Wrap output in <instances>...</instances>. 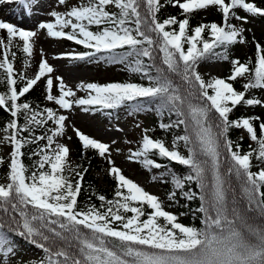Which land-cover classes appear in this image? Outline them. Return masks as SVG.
Returning <instances> with one entry per match:
<instances>
[{
	"label": "snow or ice",
	"instance_id": "snow-or-ice-1",
	"mask_svg": "<svg viewBox=\"0 0 264 264\" xmlns=\"http://www.w3.org/2000/svg\"><path fill=\"white\" fill-rule=\"evenodd\" d=\"M40 2L0 0V5L22 6L30 18H52L38 20L34 30L0 19V32L6 33V39L0 35V85L5 86L0 109L11 118L0 129V150L4 145L12 149L7 161L0 156V167L7 163L9 169V182L0 183V264H264V119L230 118L237 106L264 107V100L247 98L253 90L264 91V45L253 37L255 62L252 57L230 60L233 46L249 43L244 25L250 17L264 18V7L254 0H55L48 12H34ZM167 5L179 8L184 18L161 21L158 13ZM210 8L221 14L220 23L191 26L195 13ZM42 30L48 38L85 49L54 58L124 65L147 83L81 82L73 90L62 76L53 78L55 69L42 49L37 74L28 78L18 73L14 42L18 38L31 58ZM217 59L230 60L231 74L205 80L200 65ZM23 63L25 69L31 67L28 59ZM42 78L46 100L69 114L79 108L118 119L120 110L129 115L155 112L159 129L173 134L171 142L153 138L149 132L155 129L143 128L138 148L127 159L149 171L163 169L153 180L172 185L167 194L172 204L186 208L180 199H198L199 207L192 211L202 214L201 226L182 224L158 196L127 178L112 159L114 151L120 152L112 147L115 141H98L71 125L84 153L94 150L106 159L117 182L113 199L93 192L99 206L81 207L78 198L88 169L73 167L70 147L59 142L69 115L22 99ZM54 79L59 95L53 94ZM238 79L245 81L243 91L232 83ZM77 91L85 95L77 96ZM233 130L246 132L256 147L250 144L245 152L243 132L233 140ZM31 145L36 147L29 159H37L29 166L22 158ZM172 164L185 172L178 173ZM16 238L42 255L23 260Z\"/></svg>",
	"mask_w": 264,
	"mask_h": 264
},
{
	"label": "rangeland",
	"instance_id": "rangeland-1",
	"mask_svg": "<svg viewBox=\"0 0 264 264\" xmlns=\"http://www.w3.org/2000/svg\"><path fill=\"white\" fill-rule=\"evenodd\" d=\"M55 0H41L38 5L33 7V11L36 12L39 9L40 12H48V5L54 4ZM70 4H75L76 0H69ZM183 2V0H181ZM19 8V11L16 9ZM55 10L62 11V7H57ZM177 10V7H172L170 5L169 12H174ZM240 15H245L242 11ZM201 19L204 23H209L208 21H214L219 23L220 21L215 19L214 14L211 11L204 12L201 16ZM0 19L5 20L6 22H11L18 27H21L25 30H34L37 26L38 20H51L52 18L46 15H33L31 18L28 17L22 6L15 4L9 5L4 4L0 5ZM238 24L239 22L236 21ZM248 31L246 32L249 43L247 44H237L231 49V56H236L241 59L242 56L247 54L251 50V45L253 42V37L255 41H260L264 39V24L257 21L255 18H249V23L244 25ZM19 47L22 46V42L17 40L14 42ZM14 47L11 49L13 52ZM41 49L43 50L44 56L48 59V62L51 66L54 67L55 71L51 74L53 78L57 75L62 76L67 85L77 90L79 83H91L93 81L97 82H108L114 79H126L128 77L127 70L120 64H108L103 61L93 62L92 66H80L74 67L72 65V60L70 59H56L54 57L60 56L63 53L71 52L73 50L78 51L74 48H69L66 46L64 40H57L53 38H48L45 31H39L38 37L36 38L34 56L31 58H26L31 62V67L25 69L24 60L17 61L15 60L14 68L18 71L24 72L30 78H33L38 72V65L41 62ZM3 51L0 49V58H2ZM232 65L230 61L215 60L210 64L203 65L199 68L200 73L204 76L205 80H208L211 77L224 78L230 72ZM46 78H42L38 83L44 82ZM56 85V81L54 79ZM85 94L84 92L77 91V96ZM59 95L57 88H55V94ZM58 114L69 115V126L67 127L66 134L63 138H59L60 143H65L70 147V161L72 164L76 163V153H77V143L80 142L78 137L71 125H74L75 128L82 131L84 134L88 135L90 138H95L98 141L112 144L115 141V144H112L113 149H120V152H113L112 159L115 161V165L122 169L123 174L132 179L134 182L143 187L150 194L158 196L160 199H164L166 192L164 188V183L160 180H153L154 176H158L161 170H142L138 166L132 163L127 159L130 150H134L138 147V143L142 136L143 128H152L156 125L157 115L151 114L150 112H142L135 115H129L124 111L123 118L111 119L110 121H105L96 117H92L87 113L80 111L78 108L71 114L67 113L64 110H59ZM258 114L264 117V107H258ZM140 123V127L137 128L136 124ZM117 128L123 129V131H117ZM0 135H3L0 132ZM149 135H155L153 132H149ZM71 136V140H68L67 137ZM11 148L7 145H4L2 150H0V156L5 157L6 161L9 158V153ZM106 161V165L102 171H97L96 175L99 177L100 184L106 186L107 179L110 176L109 174V164ZM7 164V163H6ZM5 179L3 183L9 182ZM166 179V177H165ZM170 213L176 214L181 217V213L176 212L175 210ZM20 248L22 249L23 260L28 261L30 259H38L42 253L40 250L36 249L33 246L27 245L24 241L18 240Z\"/></svg>",
	"mask_w": 264,
	"mask_h": 264
},
{
	"label": "trees",
	"instance_id": "trees-1",
	"mask_svg": "<svg viewBox=\"0 0 264 264\" xmlns=\"http://www.w3.org/2000/svg\"><path fill=\"white\" fill-rule=\"evenodd\" d=\"M161 2L164 3V0H161ZM254 2L257 3L258 6L264 7V0H254ZM169 7H170V5H167L166 7L161 9L160 13H158V17L161 21L168 18L169 16H177L178 19L184 18V16H182L180 14L181 10L179 8H177V10L174 12H169ZM207 11H211L215 16V19H217L221 22V14L216 9L210 8ZM204 12H206V11H203V10L199 11L191 17V19H190L191 26L195 27V26L199 25L200 23H204L200 17ZM256 19L258 22L264 24V18L256 17ZM208 22L210 23V22H214V21L212 20V21H208ZM233 23H236V21H233ZM0 35L5 36V39H6V33L0 32ZM64 42H65L66 46L69 48L77 49L79 52L85 51V49H83L82 46L75 45L74 43L66 41V40H64ZM258 42L261 45H264V39H260V41H258ZM235 46H233V47H235ZM251 46H252L251 50L247 54L242 56V58L240 59L241 62H245L249 57H252L253 62H255V55H254L256 52L255 43H253ZM13 47H14L13 52L16 53V59L15 60L21 61V60H24L27 58L26 54H24L22 52V46L19 47L17 44H14ZM231 49H230V60L237 58L236 56H231V52H232ZM213 61H215V60L203 62L200 65V67L203 65L210 64ZM92 63L93 62L72 61V65L74 67L92 66ZM122 66L124 69L125 68L124 65H122ZM198 71H199V69H198ZM231 71H232V67H231L228 75L224 78H227L231 74ZM19 72H21V71H18V73ZM127 74H128V77L126 79H114V80H110L108 82H100V81L95 82V81H93L91 83H98L101 85H105L108 83H127V82L138 83V84H146L147 83L138 74L130 73L128 70H127ZM26 77H28V76L26 75ZM28 78H30V77H28ZM229 82H231V81H229ZM244 82H245L244 80L238 79L237 81L232 82V83L234 84V87L237 90L243 91L244 89L242 88V84ZM19 86L20 85H18V87ZM55 88L56 87H55V83H54L53 94H55ZM4 90H5V86L0 85V92H2ZM84 95L85 94L79 95V96H84ZM252 96H256V97L264 100V91L253 90L252 92L248 93L247 98H250ZM45 97H46V86H45V81H44V82L38 83L36 86H34V88L28 94H26V96L22 99H26L28 102L32 103L34 107L35 106H39L41 108L51 107L54 110L59 111L58 106L52 102H48ZM258 107L259 106H254V107L237 106L234 113L231 114L230 118H236V117H241V116H243V117L259 116L262 119H264L263 116H260L258 114ZM79 110L82 111L81 109H79ZM150 113L155 114V112H150ZM87 114H89L92 117H96V118H99V119H102L105 121H110L111 119H117L115 116L112 118H109L106 115H104L103 113H99V112L87 113ZM123 117H125L124 111L120 110V112L118 113V118H123ZM10 119L11 118H10L9 114L6 111H4L3 109H0V129H2L5 125V122L10 120ZM156 119H157L156 125L152 127L153 129H155V131L153 132L155 135H150V136H152L153 138H165L166 137L167 141L170 143L173 134L172 133L166 134L162 130H160L158 127V117ZM165 122H167V119H165ZM49 127H54V125H52L51 122H49ZM242 132H243V130H240V131L233 130L230 132V137L233 140H236L241 135ZM42 143L43 142H41V144ZM250 144L252 145V147H256L255 143L250 140L248 134L246 132H243L242 148L245 152L249 150ZM138 146H139V143H138ZM35 147H36L35 145H31V146L23 149V151L25 152V156L22 159L26 165L30 166L33 163V161L35 159H37V157H32L31 159H29V155H28L30 153L31 149H33ZM136 149H134V150H136ZM76 160H77L76 163L72 164L73 167H75L76 165L79 164V165H82L83 167H86L88 169L87 173L84 175V188L81 192L80 197L78 198L79 205L81 207H83L87 203H93V204H96L97 206H99L100 201L96 198V196L91 195L93 192L98 193V194H104L108 199H113L114 198V192L116 190L117 182L112 177H109L107 179L106 186H102L100 184L99 177L96 175V172L102 171V169L106 165L105 159L99 157V155L94 150H89V151H87V153H84V150L82 149L81 142H78L77 143ZM159 162L165 163V161H159ZM132 163L135 164L136 166H138L139 169L146 170L142 164L137 163V162H132ZM7 167L8 166L6 163L3 167H0V183H3V181L5 179V173L7 171ZM171 167L173 169H175L180 174H183L185 172V169L182 166H179L177 164H172ZM154 170H156V169H152L151 171H154ZM256 170L257 169H255V168L253 169V171H256ZM161 171H163V169H161ZM166 179H167V177H166ZM164 188H165L166 195H165L164 199H161V200L164 203L165 210H167V211L175 210L176 212H179V213H188L187 215H181L180 219H182V221L179 220V222H181L182 224H184L186 226L192 225L194 223L195 226L200 227L201 226L200 217L202 214L196 213L194 215L193 211H192V210L199 207L200 201L197 199V200H194L191 202H187L184 199H180V205H184L185 203H188V207L185 208V207L174 205V204H172L171 201H169L167 199V194L171 190L172 185L170 183H164ZM193 189L198 191V189H196L195 185H193ZM90 196H91V199L89 200ZM146 211H150V209H146ZM128 215H131V214H128ZM16 239H17V241L19 240V238H16Z\"/></svg>",
	"mask_w": 264,
	"mask_h": 264
}]
</instances>
